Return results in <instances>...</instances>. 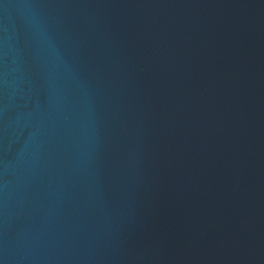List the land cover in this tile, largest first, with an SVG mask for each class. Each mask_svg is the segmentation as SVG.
Here are the masks:
<instances>
[{
  "label": "water",
  "instance_id": "obj_1",
  "mask_svg": "<svg viewBox=\"0 0 264 264\" xmlns=\"http://www.w3.org/2000/svg\"><path fill=\"white\" fill-rule=\"evenodd\" d=\"M0 264H264V0H0Z\"/></svg>",
  "mask_w": 264,
  "mask_h": 264
}]
</instances>
